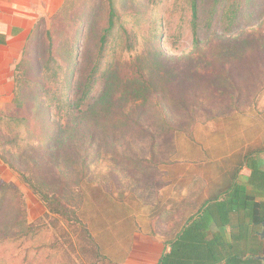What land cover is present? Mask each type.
Listing matches in <instances>:
<instances>
[{"label":"rangeland","instance_id":"obj_1","mask_svg":"<svg viewBox=\"0 0 264 264\" xmlns=\"http://www.w3.org/2000/svg\"><path fill=\"white\" fill-rule=\"evenodd\" d=\"M112 2L101 52L108 0H68L17 69L0 122V238L12 237L0 264H147L142 235L172 232L170 219L158 222L170 214L159 191L175 185L165 165L191 157L201 175L202 150L226 158L264 141V0H196L195 17L191 0ZM24 134L40 142L26 145ZM258 159L264 167V152ZM39 192L76 208L104 257L74 246Z\"/></svg>","mask_w":264,"mask_h":264},{"label":"trees","instance_id":"obj_2","mask_svg":"<svg viewBox=\"0 0 264 264\" xmlns=\"http://www.w3.org/2000/svg\"><path fill=\"white\" fill-rule=\"evenodd\" d=\"M108 5L107 26L99 39V52H101L106 43L107 35L114 24L116 16L112 0H108ZM191 8L192 16L195 17L197 10L196 0H191ZM61 14L62 11L60 10L53 17V21L61 17ZM46 37L48 40L47 62L54 52L55 45L53 40L54 32L51 26L46 30ZM46 62L44 65H46ZM96 66L95 63L89 77H93ZM17 81L16 77L15 94ZM40 86L43 85L41 84ZM46 90L44 89V94ZM15 96L14 99L16 98ZM52 98L56 99L54 95H52ZM41 104L40 102V107ZM1 113L0 111V122L2 120ZM163 121L165 122L164 118ZM17 136L19 134L15 133L14 137L17 138ZM19 139L24 140L26 145H34V143L40 142V139H33L26 134ZM263 152L264 141L242 146L236 151L229 152L230 155L226 158L219 155L214 158L208 156V153L202 150L201 154L205 159V161L201 159L203 164H205L203 171L205 167H209V169L213 167L215 172L222 174L220 176L222 192L219 193L216 190L217 192H210L204 198H202L203 195L199 196V199L195 200V206L191 208H195V211L187 210V205L185 204L184 211L178 213L179 229H177L175 237L168 241L169 250L162 253L157 264H261V260L257 256L261 255L264 249V244L259 239L261 221L264 217V167L261 166L258 155ZM173 155L176 158L180 155L177 146L171 156L174 157ZM190 158L188 157V160L179 163L170 162L165 165L167 171L170 170L172 173V183L178 185V190L182 195L186 194L189 188L194 187L193 180L200 179L194 178L192 180L193 176H191V173H194L195 170L192 167L194 163L188 162ZM170 164H176L178 171L175 170L176 167L170 168ZM244 168L249 169L247 177L249 188L247 189L238 182V177ZM20 174L25 177L23 173ZM189 182L193 183L188 187ZM30 186L33 187L32 184ZM0 189V192H4L1 183ZM174 191H177V187ZM170 192L171 189L164 190L162 193L166 197ZM39 194L42 201L46 204L48 211V213H45L46 215L52 213L66 219L74 235L71 239L69 237V241L74 246L77 244L81 251L92 253L96 258L104 257L100 245L93 240L91 232L85 227L79 214L76 213V208L69 209L54 196L47 193L39 192ZM167 211L170 212L169 209ZM211 222L222 225V237L211 230ZM29 228H32L31 223L26 226L25 234H27ZM11 239L10 235L1 237L0 243L8 242ZM8 261H10V258L7 259L5 264H10Z\"/></svg>","mask_w":264,"mask_h":264},{"label":"crops","instance_id":"obj_3","mask_svg":"<svg viewBox=\"0 0 264 264\" xmlns=\"http://www.w3.org/2000/svg\"><path fill=\"white\" fill-rule=\"evenodd\" d=\"M67 1L68 0H0V111L5 110L12 104L16 89V69L20 63L27 60L26 57H28L29 50L32 48L35 33L46 25V21L48 22L50 19H53L60 10L62 11ZM205 169L206 170L201 174L202 176L199 174L197 167L194 173H191V176L196 178L201 177L202 190L195 191V187H193L189 188L187 193L182 195L178 190L179 187L177 184L171 188V194H169L170 203L164 209H169L171 213L169 218L165 217L166 219L159 220L158 222L166 228V223L170 219L172 223V232L168 236L164 233H155V235L152 236L151 234L142 235L147 236L143 240H147V245L150 247V250L153 251L147 258V264H157L162 253L169 250L167 243L170 239L175 237L177 229H179L178 213L184 211L185 204L187 205V210L190 209L195 211V208L191 209L195 206V201L192 205L193 199L189 197H197L196 199H199V196L203 195L202 198H204L210 194V192H222V181L220 180L222 174L215 172L213 167L210 170L209 167H205ZM188 179L187 181H189ZM193 179L192 177V180ZM192 183L189 182L188 187ZM239 183L242 184L241 182ZM242 185L246 189L249 188L247 181ZM176 187L177 191H174ZM159 194H162V191H159ZM173 212H175V215H173ZM173 217L175 220H173ZM210 228L214 233L222 237L221 224L211 222ZM133 237L134 236H132V238ZM150 240L155 241V243H152L154 244L153 246ZM261 241L263 242V240Z\"/></svg>","mask_w":264,"mask_h":264},{"label":"water","instance_id":"obj_4","mask_svg":"<svg viewBox=\"0 0 264 264\" xmlns=\"http://www.w3.org/2000/svg\"><path fill=\"white\" fill-rule=\"evenodd\" d=\"M259 238L264 242V217L261 221V230L259 232ZM257 258L261 260V264H264V250L261 255L257 256Z\"/></svg>","mask_w":264,"mask_h":264}]
</instances>
